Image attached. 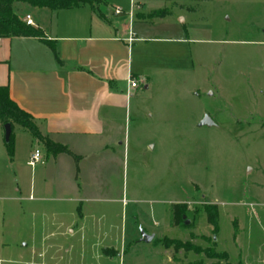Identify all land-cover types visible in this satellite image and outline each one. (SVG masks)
<instances>
[{
    "label": "rangeland",
    "instance_id": "1",
    "mask_svg": "<svg viewBox=\"0 0 264 264\" xmlns=\"http://www.w3.org/2000/svg\"><path fill=\"white\" fill-rule=\"evenodd\" d=\"M112 1L99 9L114 13ZM115 5L127 10L128 0ZM14 8L24 18L32 6ZM144 8L149 28L131 45L130 66L149 86L134 90L118 116L122 144L108 172L64 167L51 186L46 152L45 163L29 164L31 131L14 124L9 154L0 122L10 264H212L211 249L232 264H264V0H146ZM206 115L213 125H201ZM175 203H187L189 224H172ZM209 204L219 206L216 234ZM142 230L154 239L143 241ZM107 246L121 255L107 257Z\"/></svg>",
    "mask_w": 264,
    "mask_h": 264
},
{
    "label": "crops",
    "instance_id": "2",
    "mask_svg": "<svg viewBox=\"0 0 264 264\" xmlns=\"http://www.w3.org/2000/svg\"><path fill=\"white\" fill-rule=\"evenodd\" d=\"M124 1L113 0L110 5L114 8ZM137 1L141 2L140 8L132 19L120 18L110 6L95 9L84 4L59 10L32 6L24 17L32 16L41 37H0V86H8L10 97L33 116L43 136L81 156L76 163L67 153L55 155L34 138L33 148L39 146L42 157L46 152L45 168L48 178L52 175L48 183L51 186L57 185L54 177L61 168L104 173L108 172V157L114 162V145L122 144L114 137L118 116L127 110L134 90L149 86V76L134 73L130 66L131 45L142 40L139 33L149 28L147 19L140 18L148 13L146 0ZM130 5L128 0L125 12ZM46 16H50L49 22ZM130 31L135 33L132 41ZM45 40L55 43L60 62ZM130 78H135L139 86L132 88ZM5 143L3 139L6 148ZM87 185L95 183L87 182L83 187ZM86 217L82 215L83 222ZM10 223L11 219L0 217V264L12 263L9 256L14 247L6 241ZM121 239L124 244V232ZM105 248H114L118 255H106ZM120 249L107 246L102 252L116 258L121 255Z\"/></svg>",
    "mask_w": 264,
    "mask_h": 264
},
{
    "label": "trees",
    "instance_id": "3",
    "mask_svg": "<svg viewBox=\"0 0 264 264\" xmlns=\"http://www.w3.org/2000/svg\"><path fill=\"white\" fill-rule=\"evenodd\" d=\"M101 1L102 0H0V37L42 36V33L39 29L35 28L34 26L27 25L24 21V18L15 12L14 4L17 2L26 3L33 7L59 10L77 7L84 4H88L91 7L97 9L99 8L98 4H100ZM165 14V12L161 13L162 16ZM45 43H47V45L51 48L57 61L60 62L61 60L57 55L55 43L50 40H45ZM0 122L3 126L6 123H11L12 128L15 123L23 125L31 131L35 138L43 140L46 147L55 155L59 153H67L74 158L76 163H78L81 159V156L73 153L67 146L54 142L47 136H43L35 124L33 116L18 106V104L10 97L8 86L3 85L0 86ZM11 143L12 135L10 141L5 143L9 154H12L13 152ZM187 210V203L173 204L172 224L174 226H180L185 222ZM205 211L207 215V221L213 227V232L216 234L219 230V206L217 204H209L205 208ZM165 247H172L175 252H179L182 249L188 250V247H186L185 243L175 240H166ZM103 252L108 256L118 255V251L114 248H105ZM208 256L212 258H218V260L212 264H232L229 261V254L226 251L215 252L213 249H211V251L208 252ZM193 264L207 263L200 260L194 262ZM236 264L244 263L237 262Z\"/></svg>",
    "mask_w": 264,
    "mask_h": 264
},
{
    "label": "built area",
    "instance_id": "4",
    "mask_svg": "<svg viewBox=\"0 0 264 264\" xmlns=\"http://www.w3.org/2000/svg\"><path fill=\"white\" fill-rule=\"evenodd\" d=\"M130 3L131 5L128 12H125V10L121 7L115 6L114 13L118 15L125 12L128 14L129 18L132 19L135 16V10L140 8V4H138L136 0H130ZM24 21L27 25L35 26V22L30 14H27L24 17ZM130 33L131 36L129 39L132 41L134 39L135 33L133 31H130ZM130 86L132 88H136L138 86V82L135 78H130ZM40 161H42V150L39 146H36L30 155L29 164L34 167Z\"/></svg>",
    "mask_w": 264,
    "mask_h": 264
},
{
    "label": "water",
    "instance_id": "5",
    "mask_svg": "<svg viewBox=\"0 0 264 264\" xmlns=\"http://www.w3.org/2000/svg\"><path fill=\"white\" fill-rule=\"evenodd\" d=\"M213 124H214V122L210 118L209 115H206L201 122V125H213ZM4 132H5L4 133V139L6 142H9L11 139V135H12V124L11 123H6L4 125ZM186 224H189V220H186ZM153 239H154V234L149 235L145 231L142 230V240L143 241L151 242Z\"/></svg>",
    "mask_w": 264,
    "mask_h": 264
}]
</instances>
